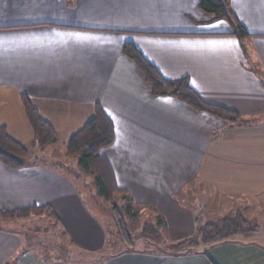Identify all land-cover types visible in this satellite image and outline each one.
I'll use <instances>...</instances> for the list:
<instances>
[{
  "label": "crops",
  "instance_id": "1",
  "mask_svg": "<svg viewBox=\"0 0 264 264\" xmlns=\"http://www.w3.org/2000/svg\"><path fill=\"white\" fill-rule=\"evenodd\" d=\"M227 5L250 35L240 38L225 19L203 22L199 0H0V127L19 142L32 130L25 94L57 130L42 149L26 135L37 152L24 168L0 161V264L24 256L29 236L40 233L58 241L57 264L69 256L73 264H264L263 232L187 252L114 253L76 181L78 158L66 153L99 105L115 128L102 156L133 207L165 222L157 235L169 243L233 213L251 220L248 211H264V0ZM127 42L164 78H188L203 100L239 112L240 121L153 95L123 52ZM34 207L44 211L1 212Z\"/></svg>",
  "mask_w": 264,
  "mask_h": 264
},
{
  "label": "trees",
  "instance_id": "2",
  "mask_svg": "<svg viewBox=\"0 0 264 264\" xmlns=\"http://www.w3.org/2000/svg\"><path fill=\"white\" fill-rule=\"evenodd\" d=\"M199 7L209 15V19L203 22H213L221 19L228 20L240 37L250 35L246 28L237 20L235 14L229 9L227 0H199ZM123 52L128 56L144 74L146 83L153 95L176 97L199 111L208 112L228 122L240 121L239 112L206 102L191 87L188 78L169 80L164 78L157 68L144 56V54L132 43L127 42ZM22 102L26 114L34 132L36 143L41 148H46L57 140L56 128L46 120L34 106L31 99L22 94ZM115 140V128L112 118L99 106L96 107L94 117L89 120L67 143L66 153L70 157H76L82 169L92 173L99 194L108 201L113 200L114 194L123 193L125 211L130 217H136L132 201L126 190L117 185L109 163L102 156L101 151L112 145ZM30 151L21 142L14 139L5 127H0V161L13 169H22L26 166ZM44 207H34L19 210L1 211L4 214H19L26 217L35 211H42ZM119 230L123 240L131 246V236L126 231L125 225L118 221ZM157 221V226L161 225ZM156 231V230H155ZM258 231V224L248 220L242 213L236 212L221 218L214 223H208L201 227L198 234L190 238L192 243H219L228 241L236 236H252ZM153 233H155L153 231ZM156 237L157 232L155 233ZM130 249V248H129ZM170 253H177L169 251ZM188 251V250H187ZM182 251V252H187ZM180 252V251H178Z\"/></svg>",
  "mask_w": 264,
  "mask_h": 264
},
{
  "label": "rangeland",
  "instance_id": "3",
  "mask_svg": "<svg viewBox=\"0 0 264 264\" xmlns=\"http://www.w3.org/2000/svg\"><path fill=\"white\" fill-rule=\"evenodd\" d=\"M27 134L29 135L28 138L29 137L32 139L34 138L33 129L30 131L28 129V132L25 133V135L21 136L18 134V136H21L20 138H22L23 140L21 141V143H23L24 145L27 143V145L25 146L28 147L29 151L35 153L37 152V150L34 151L32 149L30 150L32 144L31 141H28L26 139ZM33 140H35V138ZM60 145L63 148V145L62 144ZM62 148H60L59 146L58 147L54 146L53 150L56 154H61L62 151L65 152V150H63ZM77 168L78 171L82 172V177H77L76 181H78L80 187L83 188L85 186V191H84L85 197L88 198V202H90L92 210L94 212H97L102 217L101 219H103L104 222L106 223V226L110 234L109 237L110 245L108 246V249H112L114 253L119 252L122 249H129V248H134V249L149 248L156 250L159 249L165 251L169 250L173 252H178V251L182 252L187 250L191 251V250L200 249L201 245L204 243L201 241L199 243H195V242L192 243L191 241H189L191 239H185L177 243H169L165 239H162L161 236L156 237L155 233L158 230L156 227L157 219L155 220V212L152 209L144 210L143 208L134 206L133 209L137 213V216L130 217L125 211L126 202L123 198L124 195L123 193L114 194V198L111 201L105 200L99 194L98 187L95 183L94 175L82 169V167L79 165L78 159H77ZM35 212L37 213L38 211ZM249 212L251 213L252 216L254 214L257 215V219L255 221L252 219L253 217L251 216V220H253L256 224H258V231L256 233L258 232L264 233V217H263L264 211L252 210V211H248V213ZM29 215L30 214H28V216ZM118 221H120L122 224L125 225L126 231L131 236L130 247L123 240L122 233L119 230ZM164 223L165 222L163 221L162 224ZM38 224H41L42 226L44 225L43 221H40ZM200 229L201 227L197 228V232H196L197 234ZM153 231L155 233H153ZM239 236H243V235H239ZM29 237H30L29 239L30 241L28 244L31 246V249L28 250L26 254L21 258L12 259L10 264H57L54 262V260H56L58 256H60L59 254L60 252L58 251V248H55L53 246L54 244L53 245L51 244L58 242L57 240L53 239L50 234H43V233H40V235H36L35 238L32 239H31V235ZM63 241H65L64 238L63 240L61 238L59 243H64ZM68 260L70 261V264H73V257L69 256ZM64 264H66V261Z\"/></svg>",
  "mask_w": 264,
  "mask_h": 264
}]
</instances>
